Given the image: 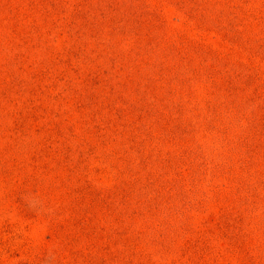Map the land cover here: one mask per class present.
<instances>
[{
  "label": "rangeland",
  "instance_id": "rangeland-1",
  "mask_svg": "<svg viewBox=\"0 0 264 264\" xmlns=\"http://www.w3.org/2000/svg\"><path fill=\"white\" fill-rule=\"evenodd\" d=\"M0 264H264V0H0Z\"/></svg>",
  "mask_w": 264,
  "mask_h": 264
}]
</instances>
